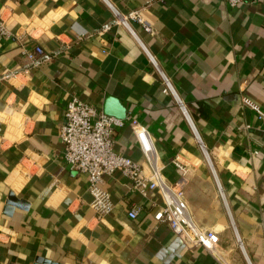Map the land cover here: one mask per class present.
Segmentation results:
<instances>
[{"label": "crops", "instance_id": "crops-1", "mask_svg": "<svg viewBox=\"0 0 264 264\" xmlns=\"http://www.w3.org/2000/svg\"><path fill=\"white\" fill-rule=\"evenodd\" d=\"M113 9L138 12L151 32L130 20L99 33ZM0 18L11 32L0 38V75L15 74L0 81V264H264V0H0ZM35 46L51 58L25 71L22 49ZM72 96L144 126L169 181L181 176L173 159L187 167L188 210L218 232L227 263L157 222L160 196L133 190L120 171L103 176L114 208L97 218L87 177L62 158ZM113 139L147 175L129 120ZM9 192L26 204L6 209Z\"/></svg>", "mask_w": 264, "mask_h": 264}, {"label": "built area", "instance_id": "built-area-1", "mask_svg": "<svg viewBox=\"0 0 264 264\" xmlns=\"http://www.w3.org/2000/svg\"><path fill=\"white\" fill-rule=\"evenodd\" d=\"M225 1L229 7L236 8L257 4L259 0ZM113 15V21L110 24L103 25L99 33L107 32L111 28V25H121L129 28L128 22L130 20L141 24L146 32H151L150 25L140 17L138 12H131L126 16H120L113 9ZM86 34V32H81L78 34V37H83ZM10 36L11 32L8 30L5 22L0 18V38H8ZM24 47L22 51L29 62L25 71L33 67H38L51 58L40 46H35L31 50H27ZM12 76H15V74L4 73L0 75V81L8 80ZM163 80L165 83L164 91L171 92L175 97L207 162L213 170L205 146L187 114L184 105L176 96L167 78L163 76ZM258 116L264 119V111H258ZM128 120L130 121L141 154L147 163V175L144 174L143 167L139 162L117 151L114 147L113 134L115 130L123 127ZM58 137L63 144L62 158L64 162L70 169L76 170L87 177L88 191L92 196L90 205L95 211L97 218L104 217L114 208L110 193L102 187L103 176L112 175L116 171H120L130 179L133 190L142 195H146L148 191L153 190L160 196L162 203L153 215L157 222H165L186 244L200 246L212 255L221 260L223 259L218 248V232L199 226L188 210L183 195L187 167L177 161V159H173L172 163L180 169L181 176L175 182L169 181L164 173L165 164L158 157L152 137L148 130L140 123L131 117H118L107 114L77 96H72L66 103L63 112V121L58 127ZM218 189L220 195L224 197L219 184ZM139 211L140 208L138 206H133L128 210L127 215L131 219H136ZM262 225L264 229V218ZM236 241L245 255L243 243L237 233ZM245 258L246 264H252L246 255Z\"/></svg>", "mask_w": 264, "mask_h": 264}, {"label": "water", "instance_id": "water-1", "mask_svg": "<svg viewBox=\"0 0 264 264\" xmlns=\"http://www.w3.org/2000/svg\"><path fill=\"white\" fill-rule=\"evenodd\" d=\"M18 204H23L25 205V201H21L19 199H17L12 192H9L7 194V199L5 201V205L7 206L6 209L8 208V206H16Z\"/></svg>", "mask_w": 264, "mask_h": 264}, {"label": "rangeland", "instance_id": "rangeland-1", "mask_svg": "<svg viewBox=\"0 0 264 264\" xmlns=\"http://www.w3.org/2000/svg\"><path fill=\"white\" fill-rule=\"evenodd\" d=\"M221 257L223 258V256L221 255ZM224 263H227V261L225 259H223ZM228 264V263H227Z\"/></svg>", "mask_w": 264, "mask_h": 264}]
</instances>
